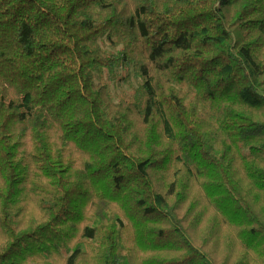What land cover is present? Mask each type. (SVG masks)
Returning a JSON list of instances; mask_svg holds the SVG:
<instances>
[{
    "label": "trees",
    "instance_id": "16d2710c",
    "mask_svg": "<svg viewBox=\"0 0 264 264\" xmlns=\"http://www.w3.org/2000/svg\"><path fill=\"white\" fill-rule=\"evenodd\" d=\"M0 264H264V0H0Z\"/></svg>",
    "mask_w": 264,
    "mask_h": 264
},
{
    "label": "rangeland",
    "instance_id": "374dc122",
    "mask_svg": "<svg viewBox=\"0 0 264 264\" xmlns=\"http://www.w3.org/2000/svg\"><path fill=\"white\" fill-rule=\"evenodd\" d=\"M124 72L117 71L112 75H106V82L110 85L111 91L117 96H132L134 90L142 85L145 80L143 76L135 74L131 71L128 78L121 80L125 76Z\"/></svg>",
    "mask_w": 264,
    "mask_h": 264
}]
</instances>
